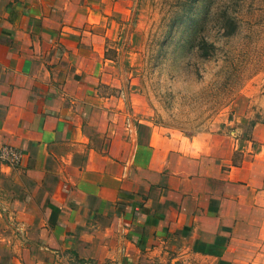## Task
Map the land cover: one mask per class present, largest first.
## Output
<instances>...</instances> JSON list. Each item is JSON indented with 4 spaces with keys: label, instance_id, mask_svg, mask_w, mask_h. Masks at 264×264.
Listing matches in <instances>:
<instances>
[{
    "label": "crops",
    "instance_id": "1",
    "mask_svg": "<svg viewBox=\"0 0 264 264\" xmlns=\"http://www.w3.org/2000/svg\"><path fill=\"white\" fill-rule=\"evenodd\" d=\"M121 8L0 0V264H264V118L234 163L104 94Z\"/></svg>",
    "mask_w": 264,
    "mask_h": 264
},
{
    "label": "rangeland",
    "instance_id": "2",
    "mask_svg": "<svg viewBox=\"0 0 264 264\" xmlns=\"http://www.w3.org/2000/svg\"><path fill=\"white\" fill-rule=\"evenodd\" d=\"M120 2L95 73L117 86L103 93L169 132L233 144L237 163L264 118V0Z\"/></svg>",
    "mask_w": 264,
    "mask_h": 264
},
{
    "label": "built area",
    "instance_id": "3",
    "mask_svg": "<svg viewBox=\"0 0 264 264\" xmlns=\"http://www.w3.org/2000/svg\"><path fill=\"white\" fill-rule=\"evenodd\" d=\"M22 160V153L20 150L11 146L3 145L0 147V161L8 163L11 166H17ZM65 264H91L90 262L80 263H65Z\"/></svg>",
    "mask_w": 264,
    "mask_h": 264
}]
</instances>
